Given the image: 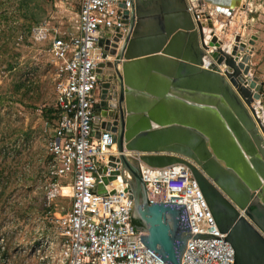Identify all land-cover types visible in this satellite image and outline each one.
<instances>
[{"label":"water","instance_id":"1","mask_svg":"<svg viewBox=\"0 0 264 264\" xmlns=\"http://www.w3.org/2000/svg\"><path fill=\"white\" fill-rule=\"evenodd\" d=\"M143 2L131 0L125 37L108 32L100 41L111 59L101 66L108 81L93 122L114 133L119 154L109 165L121 166L104 182H136L133 216L147 232L141 241L164 263L182 264L192 236L185 204H150L131 155L154 167L185 164L227 233L235 264H264V83L250 71L258 36L238 34L230 43L215 34L213 19L232 15L231 0H147L158 14L152 40L142 30Z\"/></svg>","mask_w":264,"mask_h":264},{"label":"built area","instance_id":"2","mask_svg":"<svg viewBox=\"0 0 264 264\" xmlns=\"http://www.w3.org/2000/svg\"><path fill=\"white\" fill-rule=\"evenodd\" d=\"M131 0H80L73 28L39 24L33 37L47 43L55 65L56 108L48 141L49 168L57 178H68L71 208L55 223L60 236L59 264H166L141 241L146 231L134 222L132 184L118 176L119 185L104 177L120 170L109 165L118 155L111 130L95 133V105L101 100L99 68L111 56L100 45L108 32L125 37L126 10ZM146 184L148 202L185 204L191 234L182 264H235V249L214 217L205 195L185 164L154 167L131 155ZM106 167V171L100 169ZM128 179L132 174L127 172ZM103 184L105 191L99 190ZM59 185V193L63 190Z\"/></svg>","mask_w":264,"mask_h":264},{"label":"rangeland","instance_id":"3","mask_svg":"<svg viewBox=\"0 0 264 264\" xmlns=\"http://www.w3.org/2000/svg\"><path fill=\"white\" fill-rule=\"evenodd\" d=\"M21 2L0 0V264H59L55 219L71 208L72 197L69 179H56L49 168L56 70L47 43L37 41L32 29L42 23L73 28L80 0L29 2L38 16L30 28ZM247 4L264 53V0Z\"/></svg>","mask_w":264,"mask_h":264},{"label":"crops","instance_id":"4","mask_svg":"<svg viewBox=\"0 0 264 264\" xmlns=\"http://www.w3.org/2000/svg\"><path fill=\"white\" fill-rule=\"evenodd\" d=\"M233 6L232 15L225 16L223 20H218V17L213 19L214 32L215 34L225 42H233L236 35H241L243 40H248L252 35H256L254 33L256 20L254 15L251 13L253 11L247 4V0H231ZM152 11V4L148 3L147 0L142 3L140 8V13L145 15V28H143V32L145 36L152 37V40H155L157 37L156 27L158 24L156 22V18L158 14L150 13ZM200 15L201 21L208 23L205 14L201 9H194ZM79 14V12H78ZM255 20V21H254ZM258 21V20H257ZM77 25V24H76ZM72 28V27H67ZM207 28V27H206ZM205 30L208 32L211 28H207ZM262 42L260 41V36H258V40H256L254 51L251 53L250 63H251V72L254 75H258L264 83V53L261 52L260 47ZM95 127V133L97 134V128ZM134 189H137V184L135 181H131Z\"/></svg>","mask_w":264,"mask_h":264},{"label":"trees","instance_id":"5","mask_svg":"<svg viewBox=\"0 0 264 264\" xmlns=\"http://www.w3.org/2000/svg\"><path fill=\"white\" fill-rule=\"evenodd\" d=\"M33 0H22V2L20 3L21 5V8H24V13L25 15L28 17L29 21H30V25H29V28L36 22L38 21V16L34 13V12H31L30 11V8H29V2H31ZM55 111V110H54ZM52 109L49 108L47 109L46 111V116L47 117H51L52 116ZM59 110L56 108V115L55 117H51L53 119H55L57 117V115H59ZM4 175V171H0V177ZM0 185H1V179H0ZM2 193V191L0 190V194ZM134 222L135 223H138L139 224V220L138 219H134Z\"/></svg>","mask_w":264,"mask_h":264},{"label":"flooded vegetation","instance_id":"6","mask_svg":"<svg viewBox=\"0 0 264 264\" xmlns=\"http://www.w3.org/2000/svg\"><path fill=\"white\" fill-rule=\"evenodd\" d=\"M103 68H99L98 70V77H99V80H100V86L99 88L103 91V86L105 85V83L108 81V73H107V69L105 68L104 70H101ZM101 103V100L99 101V103H97L95 105V108H97V106ZM110 110V109H108ZM135 225L137 226L138 223H135Z\"/></svg>","mask_w":264,"mask_h":264},{"label":"bare ground","instance_id":"7","mask_svg":"<svg viewBox=\"0 0 264 264\" xmlns=\"http://www.w3.org/2000/svg\"><path fill=\"white\" fill-rule=\"evenodd\" d=\"M114 183H116V184H118L119 185V181L118 180H115V182Z\"/></svg>","mask_w":264,"mask_h":264}]
</instances>
